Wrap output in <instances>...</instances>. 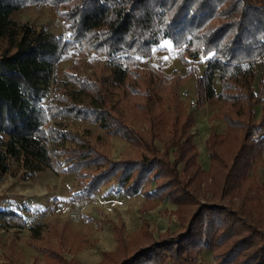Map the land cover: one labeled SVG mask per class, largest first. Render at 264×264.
Listing matches in <instances>:
<instances>
[{
  "label": "trees",
  "instance_id": "trees-1",
  "mask_svg": "<svg viewBox=\"0 0 264 264\" xmlns=\"http://www.w3.org/2000/svg\"><path fill=\"white\" fill-rule=\"evenodd\" d=\"M37 4L55 6L69 34L12 16ZM168 41L180 49L184 77L195 79L198 103L213 97L223 103L227 130L211 133L206 141L211 176L203 172L189 132L193 113L181 117L171 106L166 112L159 102L171 79L141 62L165 50ZM73 48L78 56L102 60L109 74L81 76L84 69L74 60L67 79L59 78L55 67ZM201 63L207 64L202 73ZM128 75L144 84V89L133 86L146 96V132L110 103L113 86L125 85ZM69 116L142 147L143 155L113 160L69 127L64 122ZM162 135L168 138L161 150L157 139ZM263 148L264 0H0V178L13 161L27 175L47 169L72 172L80 183L73 199H86L107 183L135 195L155 179V189L145 192L149 199H168L179 213L182 208L189 212L182 230L117 264H198L204 250L214 251L215 264H264V220L252 217L254 208L208 201V192L200 190L206 176L219 181L223 195L240 189ZM257 188L264 193V187ZM21 208L0 207V223L25 227Z\"/></svg>",
  "mask_w": 264,
  "mask_h": 264
},
{
  "label": "rangeland",
  "instance_id": "rangeland-1",
  "mask_svg": "<svg viewBox=\"0 0 264 264\" xmlns=\"http://www.w3.org/2000/svg\"><path fill=\"white\" fill-rule=\"evenodd\" d=\"M12 16L22 22L28 20L35 26L47 25L57 34H69L68 24L53 5L28 6L15 11ZM164 45L168 56H147L141 61L142 65L152 67L160 77L171 79L162 87L163 101L159 102L166 112L171 106L181 117L193 113L195 123L189 132L194 136L203 172L211 176L213 165L206 139L210 132L224 133L227 130L226 123L219 116L220 111L218 113L222 102L214 97L203 105L199 104L194 92V78L184 77L185 67L175 59L178 50L169 41ZM76 52L77 48H73L57 63L55 68L59 78L67 79L68 66L74 60H79L84 69L81 76L97 79L109 74L102 60L85 53L78 56ZM200 68L202 71L205 64ZM126 80L123 86H113L110 103L137 129L146 132L150 125L142 108L146 96L134 90V86L144 89V84L129 75ZM216 88L219 89L217 80ZM193 99H196L195 105L191 104ZM211 115L215 117L211 118ZM64 122L74 131L86 135L96 148L108 153L113 160L141 158L143 155L142 147L118 135L111 136L85 119L69 116ZM163 137L157 139L161 150L163 140L168 138ZM253 163L254 172L249 174L244 186L228 195L221 193L219 181L215 183L211 177H204L200 190L208 192L205 200L221 201L236 208L247 207V210L254 208L252 217L264 220V193L256 192L257 187H264V148ZM10 170L0 178V207L19 204L23 207L21 212L27 225L7 227L0 223V264H117L140 247L182 230L189 216L184 208L179 213L178 205L171 200L148 198L145 192L155 189V179H150L135 195L128 196L121 186L107 183L86 199H73L72 190L78 189L80 184L75 173L47 169L27 175L14 161ZM204 198L202 196V200ZM204 253L198 264H215L214 251L205 250Z\"/></svg>",
  "mask_w": 264,
  "mask_h": 264
},
{
  "label": "crops",
  "instance_id": "crops-1",
  "mask_svg": "<svg viewBox=\"0 0 264 264\" xmlns=\"http://www.w3.org/2000/svg\"><path fill=\"white\" fill-rule=\"evenodd\" d=\"M38 5V4H37ZM37 5H34V6H37ZM175 48V50H178V53H177V55H175V59H176V61H177V63H179V64H181L182 66H184L185 67V71H187V66L185 65V64H182V62H181V60L179 59V57H178V54H179V52H180V49H177L176 47H174ZM156 51H157V53H156ZM155 52H154V54L152 55V56H154L155 54H158V55H160V56H163V57H166V56H168V50H167V47H165V50H156ZM201 64H205V63H201ZM200 64V65H201ZM200 65H199V67H200ZM206 66H207V64H205V68L201 71V68L199 69L200 70V72L202 73V72H204L205 71V69H206ZM217 79V81L219 82V89L217 90L218 92L220 91V89H221V84H220V78L217 76L216 77ZM194 82H195V79H194ZM217 89V88H216ZM194 92H195V86H194ZM214 98V97H213ZM215 98H217V97H215ZM196 100V99H195ZM210 100H212V99H209V100H207L205 103H207V102H209ZM217 100L221 103L222 102V100H220V99H218L217 98ZM204 103V104H205ZM222 104L223 103H221V105H219L220 106V108H219V110H218V113H219V111H220V113H219V116L221 117V109H222ZM203 105V104H202ZM218 113H216V114H218ZM214 115V114H213ZM211 118H214L215 116H210ZM217 117V116H216ZM222 118V117H221ZM222 120L224 121V119L222 118ZM225 123H226V121H224ZM226 129H227V123H226ZM214 132H217V133H223V132H218V131H214ZM214 132H210V134L211 133H214ZM210 134L208 135V137H207V139L210 137ZM207 139H206V141H207ZM9 199H12V200H14L12 197H8ZM12 205V204H11ZM10 206V205H9ZM8 206V207H9ZM2 208H6V206L4 207H2ZM205 251V250H204ZM205 254V253H204Z\"/></svg>",
  "mask_w": 264,
  "mask_h": 264
},
{
  "label": "built area",
  "instance_id": "built-area-1",
  "mask_svg": "<svg viewBox=\"0 0 264 264\" xmlns=\"http://www.w3.org/2000/svg\"><path fill=\"white\" fill-rule=\"evenodd\" d=\"M191 104H192V105H195V104H196L195 99H193V100L191 101Z\"/></svg>",
  "mask_w": 264,
  "mask_h": 264
}]
</instances>
